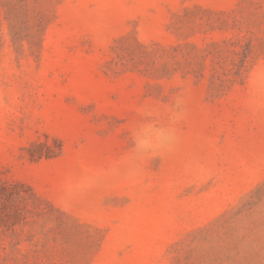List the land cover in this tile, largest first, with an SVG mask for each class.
<instances>
[{
    "label": "rangeland",
    "instance_id": "374dc122",
    "mask_svg": "<svg viewBox=\"0 0 264 264\" xmlns=\"http://www.w3.org/2000/svg\"><path fill=\"white\" fill-rule=\"evenodd\" d=\"M0 264H264V0H0Z\"/></svg>",
    "mask_w": 264,
    "mask_h": 264
}]
</instances>
